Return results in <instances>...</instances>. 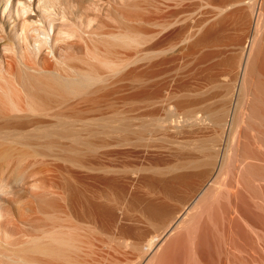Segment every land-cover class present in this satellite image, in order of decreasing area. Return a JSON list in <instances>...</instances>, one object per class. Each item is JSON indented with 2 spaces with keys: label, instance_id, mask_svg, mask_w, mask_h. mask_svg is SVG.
Instances as JSON below:
<instances>
[{
  "label": "rangeland",
  "instance_id": "obj_1",
  "mask_svg": "<svg viewBox=\"0 0 264 264\" xmlns=\"http://www.w3.org/2000/svg\"><path fill=\"white\" fill-rule=\"evenodd\" d=\"M17 1L0 264H264V0Z\"/></svg>",
  "mask_w": 264,
  "mask_h": 264
},
{
  "label": "bare ground",
  "instance_id": "obj_2",
  "mask_svg": "<svg viewBox=\"0 0 264 264\" xmlns=\"http://www.w3.org/2000/svg\"><path fill=\"white\" fill-rule=\"evenodd\" d=\"M48 2H49V0H47ZM18 2H20L19 3V5H20V7L21 8H23V9H26V8H28L29 6H31L32 5V1H31V3L29 2V1H27V0H21V1H17V3ZM44 3V2H43ZM45 5H46V2H45ZM33 6V5H32ZM43 6V5H42ZM48 6V5H47ZM18 7V6H17ZM31 8V7H30ZM38 9H40V8H38ZM42 9H44V8H42ZM14 10V9H13ZM22 9H20L19 7H18V9H16L15 10V12H17L18 14H19V16H20V18H21V13H20V11H21ZM30 10V9H29ZM33 10V9H32ZM41 10V9H40ZM26 11V10H25ZM14 12V13H15ZM16 13V14H17ZM41 13V12H40ZM43 13V12H42ZM21 14V15H20ZM13 15V14H12ZM43 15V14H42ZM38 16H39V13H36V14H31L30 15V17H28V19L26 18L25 20L26 21H24V23L22 24V26H23V28H22V34L24 35V36H22L23 37V39L26 37V38H28V36L30 35V36H33V35H31L32 33H30L29 34V32H37V33H40V28L41 27H43V22H42V20L40 19V18H38ZM41 16V15H40ZM42 17V16H41ZM11 18H12V16H11ZM15 20V19H14ZM54 24V23H53ZM51 25V24H50ZM59 26V25H58ZM51 27V26H50ZM52 27L53 28H50V29H52L53 31L56 29V27H54V25H52ZM45 28V27H44ZM55 28V29H54ZM49 29V28H48ZM47 29V30H48ZM60 29V28H59ZM51 30V31H52ZM57 32H59V31H57ZM35 34V33H34ZM55 34V33H54ZM56 35V34H55ZM35 37V36H34ZM20 38H21V36H20ZM25 38V39H26ZM31 38V37H30ZM49 38L51 39L52 38V40H53V36L51 35V32L50 31H48V33H47V35H46V37H45V39L43 40L44 42H48V40H49ZM29 39V38H28ZM24 41V40H23ZM30 41V40H29ZM50 41V40H49ZM29 44V43H28ZM38 44V43H37ZM41 46V45H40Z\"/></svg>",
  "mask_w": 264,
  "mask_h": 264
}]
</instances>
